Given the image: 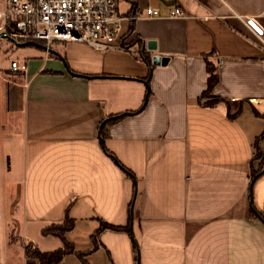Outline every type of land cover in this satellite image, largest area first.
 <instances>
[{"label": "crops", "instance_id": "1", "mask_svg": "<svg viewBox=\"0 0 264 264\" xmlns=\"http://www.w3.org/2000/svg\"><path fill=\"white\" fill-rule=\"evenodd\" d=\"M118 3L115 43L129 51L36 43L17 47L40 53L21 76L0 68L3 112L21 122L17 143L1 134L5 170L20 173L9 181L15 233L55 250L61 240L41 231L68 214L77 251L101 223L129 227L103 229L88 264H264V222L251 212L264 219V171L251 180L264 154V55L245 23L264 28V0ZM176 7L183 17H169ZM205 60L218 75L211 107L199 100Z\"/></svg>", "mask_w": 264, "mask_h": 264}, {"label": "built area", "instance_id": "2", "mask_svg": "<svg viewBox=\"0 0 264 264\" xmlns=\"http://www.w3.org/2000/svg\"><path fill=\"white\" fill-rule=\"evenodd\" d=\"M158 15L151 7L145 9L146 17ZM169 17H183L181 9L170 10ZM122 19L118 0H0V41L11 37L16 41L43 42L46 52L55 42L80 43L97 53L129 51L126 38L118 45L115 43L120 39ZM245 23L264 55V28L250 19H245ZM9 68L13 72L25 70L16 60L10 61ZM32 264L40 263L34 260Z\"/></svg>", "mask_w": 264, "mask_h": 264}, {"label": "rangeland", "instance_id": "3", "mask_svg": "<svg viewBox=\"0 0 264 264\" xmlns=\"http://www.w3.org/2000/svg\"><path fill=\"white\" fill-rule=\"evenodd\" d=\"M120 11L123 9L120 6ZM59 43H52L50 48H56ZM40 55L34 48H10L6 39L0 41V68L9 67L10 61H18L24 64L23 60L27 56ZM25 65V64H24ZM4 75V74H3ZM6 75H4L5 77ZM12 76V75H9ZM4 89L0 85V105L3 101ZM21 131L20 119L8 117L0 110V264H32L34 260L25 259L22 252L23 239L15 233L16 220L10 213V202L14 198V189L10 187V180L18 178L19 168L11 170V166L6 171L5 149L2 142V133L17 143ZM7 149V148H6ZM16 217V215H15ZM20 222L22 217H19Z\"/></svg>", "mask_w": 264, "mask_h": 264}, {"label": "trees", "instance_id": "4", "mask_svg": "<svg viewBox=\"0 0 264 264\" xmlns=\"http://www.w3.org/2000/svg\"><path fill=\"white\" fill-rule=\"evenodd\" d=\"M7 44L10 45V48H15L13 42L10 39H6ZM17 42L20 43H27L30 47L32 45L36 44V41L32 42L30 44V41H24L17 39ZM137 42V40H136ZM42 47H37L38 49L45 50V43L43 42H37ZM128 44H131L129 41ZM49 51H51V48H49ZM148 66V71H151V65L149 63V59L147 57H141ZM25 63V61H23ZM24 65V64H23ZM25 66V65H24ZM205 70L207 74V86L206 89L201 93L199 100L205 99L206 101L203 103V105L211 107L214 104L217 103L218 98L212 97L211 92L213 88L216 86L218 82V75H217V70H216V65L208 60H205ZM21 76V72H14L13 71H4V75L9 76L15 74ZM0 110L3 112V101L2 104L0 105ZM255 114L257 112L255 111ZM261 116L264 119V113L261 114ZM122 115H117L115 117L109 118L104 126L101 129V135L104 136V127L107 124H113L117 122L118 120L122 119ZM264 137V129L260 135V138ZM259 159V162L257 164V167L255 169H252L251 172V180H253L256 175L262 170L263 165H264V154L261 153H256L254 156V160ZM8 163V162H7ZM251 212L253 216L260 218L263 222L264 219L263 217L255 210L254 207L251 208ZM74 227V221L68 216V214H65L63 221L58 224H50L46 226L45 228L42 229V234L43 235H51L59 238L62 242V246L60 248H57L52 251H41L38 249L36 246L33 245L31 241L24 240L23 238V244H22V252L23 256L25 259H32V260H37L40 264H58L64 256L69 255V254H74L76 255L80 260L82 264H88L86 261L87 255H89L96 247H97V236L98 234L103 230V229H110V230H115V231H128L129 232V227H120V226H113L107 223H101L99 228H97L94 233L90 236L91 240V248L86 250V251H77L74 247V245L70 242L67 241L66 239V234L70 232ZM133 242L135 244V240L133 239Z\"/></svg>", "mask_w": 264, "mask_h": 264}, {"label": "water", "instance_id": "5", "mask_svg": "<svg viewBox=\"0 0 264 264\" xmlns=\"http://www.w3.org/2000/svg\"><path fill=\"white\" fill-rule=\"evenodd\" d=\"M8 39H10V40L13 42L14 46H16V47H20V46H22V45H27V43H19V42H17L16 40H14V39L11 38V37H8ZM29 43L32 44V42H29ZM36 45H37V44H36ZM152 61H153L154 64L159 63V59H158V57H154V58L152 59ZM160 62H161V64H165V62H167V59H161ZM146 85H147V83H146ZM263 171H264V166H263L262 171H260V172L256 175L255 178H257V177H258ZM255 178L252 180V182L255 180ZM252 182H251V185H252Z\"/></svg>", "mask_w": 264, "mask_h": 264}]
</instances>
